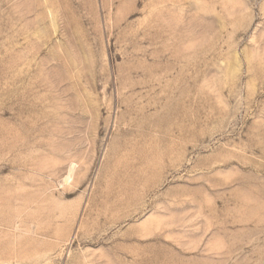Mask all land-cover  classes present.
I'll use <instances>...</instances> for the list:
<instances>
[{"label": "rangeland", "instance_id": "rangeland-1", "mask_svg": "<svg viewBox=\"0 0 264 264\" xmlns=\"http://www.w3.org/2000/svg\"><path fill=\"white\" fill-rule=\"evenodd\" d=\"M0 264H264V0H0Z\"/></svg>", "mask_w": 264, "mask_h": 264}]
</instances>
